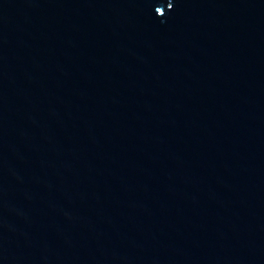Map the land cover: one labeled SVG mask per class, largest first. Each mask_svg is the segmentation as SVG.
I'll use <instances>...</instances> for the list:
<instances>
[{
	"label": "water",
	"instance_id": "1",
	"mask_svg": "<svg viewBox=\"0 0 264 264\" xmlns=\"http://www.w3.org/2000/svg\"><path fill=\"white\" fill-rule=\"evenodd\" d=\"M0 264H264V0H0Z\"/></svg>",
	"mask_w": 264,
	"mask_h": 264
}]
</instances>
